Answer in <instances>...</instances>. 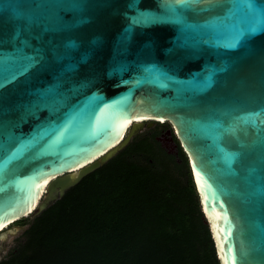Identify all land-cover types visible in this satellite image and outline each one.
Segmentation results:
<instances>
[{
  "label": "water",
  "instance_id": "1",
  "mask_svg": "<svg viewBox=\"0 0 264 264\" xmlns=\"http://www.w3.org/2000/svg\"><path fill=\"white\" fill-rule=\"evenodd\" d=\"M147 123L172 126L220 264H264V0H0L1 239Z\"/></svg>",
  "mask_w": 264,
  "mask_h": 264
},
{
  "label": "trees",
  "instance_id": "2",
  "mask_svg": "<svg viewBox=\"0 0 264 264\" xmlns=\"http://www.w3.org/2000/svg\"><path fill=\"white\" fill-rule=\"evenodd\" d=\"M178 146L179 157L161 154L138 135L35 218L0 264H220Z\"/></svg>",
  "mask_w": 264,
  "mask_h": 264
},
{
  "label": "rangeland",
  "instance_id": "3",
  "mask_svg": "<svg viewBox=\"0 0 264 264\" xmlns=\"http://www.w3.org/2000/svg\"><path fill=\"white\" fill-rule=\"evenodd\" d=\"M157 124L158 123H153V124L147 123V125L145 126L143 131L139 133V135L147 134L150 130L154 129L155 127H158ZM163 125L173 130L169 123H165ZM174 137H175V134H174ZM176 143L179 144L178 140ZM32 221H33L32 219L28 218L25 223L23 224L15 223L9 226L5 230V232H11L12 230H15V228H19L14 233H7V237L5 239L0 238V261L7 258L11 254V252L19 245L20 241L24 238L25 231L28 229L29 224Z\"/></svg>",
  "mask_w": 264,
  "mask_h": 264
},
{
  "label": "flooded vegetation",
  "instance_id": "4",
  "mask_svg": "<svg viewBox=\"0 0 264 264\" xmlns=\"http://www.w3.org/2000/svg\"><path fill=\"white\" fill-rule=\"evenodd\" d=\"M157 125L158 127L150 130L147 134L155 140L158 151L161 153L166 152L169 156L179 157L180 151L178 143H176L177 140L174 137V131L163 124ZM173 144L177 145V147L172 150Z\"/></svg>",
  "mask_w": 264,
  "mask_h": 264
},
{
  "label": "snow or ice",
  "instance_id": "5",
  "mask_svg": "<svg viewBox=\"0 0 264 264\" xmlns=\"http://www.w3.org/2000/svg\"><path fill=\"white\" fill-rule=\"evenodd\" d=\"M196 2H199V0H196Z\"/></svg>",
  "mask_w": 264,
  "mask_h": 264
}]
</instances>
